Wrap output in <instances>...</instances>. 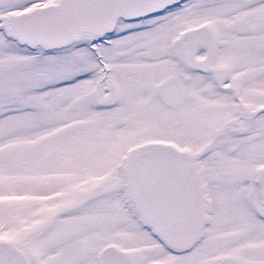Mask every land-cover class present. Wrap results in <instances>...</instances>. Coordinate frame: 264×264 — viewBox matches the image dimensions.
I'll list each match as a JSON object with an SVG mask.
<instances>
[{"label":"snow or ice","instance_id":"6c2138e0","mask_svg":"<svg viewBox=\"0 0 264 264\" xmlns=\"http://www.w3.org/2000/svg\"><path fill=\"white\" fill-rule=\"evenodd\" d=\"M0 264H264V0H0Z\"/></svg>","mask_w":264,"mask_h":264}]
</instances>
